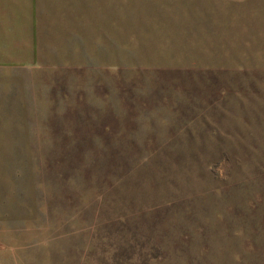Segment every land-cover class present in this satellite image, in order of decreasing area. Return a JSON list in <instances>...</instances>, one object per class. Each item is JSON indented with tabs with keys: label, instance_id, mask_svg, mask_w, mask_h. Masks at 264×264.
Here are the masks:
<instances>
[{
	"label": "rangeland",
	"instance_id": "rangeland-1",
	"mask_svg": "<svg viewBox=\"0 0 264 264\" xmlns=\"http://www.w3.org/2000/svg\"><path fill=\"white\" fill-rule=\"evenodd\" d=\"M0 72L1 264H264V0H41Z\"/></svg>",
	"mask_w": 264,
	"mask_h": 264
},
{
	"label": "crops",
	"instance_id": "crops-1",
	"mask_svg": "<svg viewBox=\"0 0 264 264\" xmlns=\"http://www.w3.org/2000/svg\"><path fill=\"white\" fill-rule=\"evenodd\" d=\"M40 2L0 0V72L30 74L44 68L38 55L43 15Z\"/></svg>",
	"mask_w": 264,
	"mask_h": 264
}]
</instances>
